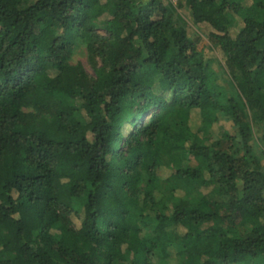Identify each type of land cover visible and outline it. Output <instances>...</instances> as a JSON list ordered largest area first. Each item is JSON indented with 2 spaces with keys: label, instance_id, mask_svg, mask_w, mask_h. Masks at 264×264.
<instances>
[{
  "label": "trees",
  "instance_id": "obj_1",
  "mask_svg": "<svg viewBox=\"0 0 264 264\" xmlns=\"http://www.w3.org/2000/svg\"><path fill=\"white\" fill-rule=\"evenodd\" d=\"M0 264H264V0H0Z\"/></svg>",
  "mask_w": 264,
  "mask_h": 264
},
{
  "label": "rangeland",
  "instance_id": "obj_2",
  "mask_svg": "<svg viewBox=\"0 0 264 264\" xmlns=\"http://www.w3.org/2000/svg\"><path fill=\"white\" fill-rule=\"evenodd\" d=\"M178 3V0L175 2ZM180 12L184 16L185 20L187 21V27L189 31V35L197 41V49L202 53L205 60L209 61L211 64V69H213L214 72H216V75L220 82L226 83L225 80H227L226 76L222 73V71L218 70V61L221 60L220 52L214 47L210 37H209V31L208 29H198L192 22V18L190 13L184 8L181 9ZM72 64H79L81 63L85 70L90 75H95L94 69L92 64L90 63L88 59V53L86 49V45L84 42H82L80 39H77L75 42V45L73 47L71 59ZM230 88L229 90H233V87L230 84H227ZM229 123V122H228ZM226 123V126L229 127V124ZM222 124V123H221ZM221 124H217L215 127L216 133L221 132L223 126L221 127ZM259 131V129H257ZM259 134V133H258ZM254 149L257 153H260L261 147L260 145L255 141L253 143Z\"/></svg>",
  "mask_w": 264,
  "mask_h": 264
},
{
  "label": "built area",
  "instance_id": "obj_3",
  "mask_svg": "<svg viewBox=\"0 0 264 264\" xmlns=\"http://www.w3.org/2000/svg\"><path fill=\"white\" fill-rule=\"evenodd\" d=\"M174 2H176L177 0H173Z\"/></svg>",
  "mask_w": 264,
  "mask_h": 264
}]
</instances>
